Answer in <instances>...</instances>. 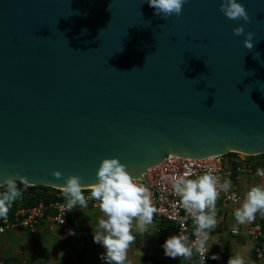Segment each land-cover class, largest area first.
Wrapping results in <instances>:
<instances>
[{
	"label": "water",
	"instance_id": "95a60500",
	"mask_svg": "<svg viewBox=\"0 0 264 264\" xmlns=\"http://www.w3.org/2000/svg\"><path fill=\"white\" fill-rule=\"evenodd\" d=\"M237 2L248 22L220 0L167 18L145 0H0V184L87 189L103 159L139 178L168 155H264V0Z\"/></svg>",
	"mask_w": 264,
	"mask_h": 264
},
{
	"label": "clouds",
	"instance_id": "9594fccd",
	"mask_svg": "<svg viewBox=\"0 0 264 264\" xmlns=\"http://www.w3.org/2000/svg\"><path fill=\"white\" fill-rule=\"evenodd\" d=\"M153 14L160 18L172 15L179 16L187 0H145ZM221 13L230 20L248 22V16L242 4L237 0H220ZM235 36L244 35L243 45L251 50L253 47L252 33H245L244 28L233 29ZM54 178L59 179L61 173L53 172ZM191 172L170 177L173 193L179 197V205L183 207L187 216L192 218L195 236L194 244L188 243L185 235H172L166 238L161 245L163 255L175 260L177 257L190 258L193 250L202 253L204 257L213 245H208L210 230L216 227V200L220 192H229L231 180L220 183L211 171L195 178ZM255 175L264 178V168H257ZM24 189L30 187L26 177L6 179L0 184V218H6L10 207L22 197ZM60 192L64 198L62 207L71 213L72 209L87 208L88 201L98 203L102 217L98 219L92 242L103 249L99 259L104 264H128V250L136 239L134 232L144 236L152 235L150 226L156 212L148 188L131 176L126 166L116 158L103 159L95 173V183L90 186L86 197L85 187L82 186L79 176L69 175L63 181ZM264 215V185L252 186L244 195L240 206L233 212L236 224L252 222L257 213ZM63 223V222H62ZM235 231V229H233ZM68 236L75 235L69 230ZM136 255L142 257L144 252L139 250ZM210 260H219L217 254L207 257ZM205 264V260L202 261ZM227 264H245L243 257L237 255L229 257Z\"/></svg>",
	"mask_w": 264,
	"mask_h": 264
},
{
	"label": "crops",
	"instance_id": "0c3cea01",
	"mask_svg": "<svg viewBox=\"0 0 264 264\" xmlns=\"http://www.w3.org/2000/svg\"><path fill=\"white\" fill-rule=\"evenodd\" d=\"M226 162L230 168L235 156H227ZM240 167L244 162L237 160ZM230 162V163H231ZM256 169L264 168V160L248 159ZM235 167H237L235 165ZM231 180L232 187L238 194L240 201L237 205H226L222 200H217L215 205L216 227L210 230L208 245H213L211 251L219 255L223 264H227L229 257L237 255L243 257L245 264H264V242L253 241L247 234L250 226L261 223L264 215L257 213L252 222L236 224L233 212L240 206L245 193L254 185H264V178L254 174L233 172L232 177H224ZM231 189V188H230ZM102 213L99 208L76 207L70 213V220L75 235L64 238L59 228L55 227L50 218L45 219L36 233L24 231L6 233L0 235V259L17 260L24 259L29 264H104L99 259L103 249L92 242L96 224ZM152 235L136 236L128 250V264H197L194 254L190 258L177 257L175 260L163 255L161 245L170 236L172 226L157 219H153L150 226ZM194 232V224L190 225ZM233 229L237 234H233ZM142 250L144 255L139 257L136 252ZM205 264H214V260H208Z\"/></svg>",
	"mask_w": 264,
	"mask_h": 264
},
{
	"label": "built area",
	"instance_id": "2783aa9c",
	"mask_svg": "<svg viewBox=\"0 0 264 264\" xmlns=\"http://www.w3.org/2000/svg\"><path fill=\"white\" fill-rule=\"evenodd\" d=\"M234 156V160L232 162L229 161V164L232 165L233 163L229 168L225 156L190 159L176 155H168L159 165L149 168L137 178L140 183L144 184L149 190L152 205L156 209L153 219L161 220L172 226V229L169 230L168 236L185 235L188 237L189 244H194L196 239L190 228L191 223H193L192 218L187 216L183 207L179 205V197H177L172 191L170 177L174 175H182L184 172L201 175L205 172L211 171L212 174L217 177L218 181L223 183L224 177H232L234 171L247 174H254L256 172L255 165L252 162H246L251 157L240 154H235ZM237 160H242L241 162H244L243 167L239 166L240 164ZM235 165L237 167H235ZM195 175H192L189 178H195ZM235 189L234 186L231 187L227 193L220 192L217 200H222L226 205H237L240 198ZM22 190L23 192L27 191V189L24 188ZM89 192L90 189H85L84 194L86 197ZM50 196L52 197V200L47 204L38 203L34 206H24L20 203V200L16 201L10 207L7 217L0 218V235L18 231L36 233L42 222L45 219L50 218L53 225L59 228L62 237L69 238L70 236L67 235L68 231L70 229L74 231V229L70 220V213H67L68 210L62 207L65 201L61 195L60 189H53L50 192ZM88 206L99 208L98 203L92 200L88 201ZM232 233L237 234V231H233ZM247 234L255 242H264V231L259 223L250 226L247 230ZM193 254L197 264H202V261L205 260L206 263L209 260L207 257L212 255L213 252L210 250L204 257L202 253L194 249ZM0 264L29 263L24 259H0ZM214 264L223 263L219 260H214Z\"/></svg>",
	"mask_w": 264,
	"mask_h": 264
},
{
	"label": "trees",
	"instance_id": "16d2710c",
	"mask_svg": "<svg viewBox=\"0 0 264 264\" xmlns=\"http://www.w3.org/2000/svg\"><path fill=\"white\" fill-rule=\"evenodd\" d=\"M234 155L235 154H228L227 156H234ZM255 158L259 160H264V155L251 157V159H255ZM19 187L21 188V190L23 189L22 185H19ZM52 190L53 189L44 188V187H29L27 188L26 192H23L22 190L23 195L17 201L20 200V203L24 206H34L37 205L38 203L47 204L52 200V197L50 196V192ZM260 225L262 227V230L264 231V220L261 221Z\"/></svg>",
	"mask_w": 264,
	"mask_h": 264
},
{
	"label": "bare ground",
	"instance_id": "6f19581e",
	"mask_svg": "<svg viewBox=\"0 0 264 264\" xmlns=\"http://www.w3.org/2000/svg\"><path fill=\"white\" fill-rule=\"evenodd\" d=\"M87 189H90V188H87Z\"/></svg>",
	"mask_w": 264,
	"mask_h": 264
},
{
	"label": "rangeland",
	"instance_id": "374dc122",
	"mask_svg": "<svg viewBox=\"0 0 264 264\" xmlns=\"http://www.w3.org/2000/svg\"><path fill=\"white\" fill-rule=\"evenodd\" d=\"M227 156V155H226ZM51 189V188H50Z\"/></svg>",
	"mask_w": 264,
	"mask_h": 264
}]
</instances>
